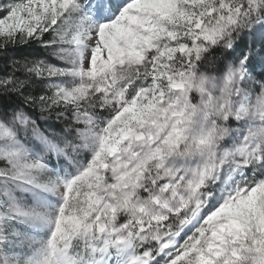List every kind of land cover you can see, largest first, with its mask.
Listing matches in <instances>:
<instances>
[{
  "label": "snow or ice",
  "instance_id": "snow-or-ice-1",
  "mask_svg": "<svg viewBox=\"0 0 264 264\" xmlns=\"http://www.w3.org/2000/svg\"><path fill=\"white\" fill-rule=\"evenodd\" d=\"M0 52V264H264V0H0Z\"/></svg>",
  "mask_w": 264,
  "mask_h": 264
},
{
  "label": "trees",
  "instance_id": "trees-1",
  "mask_svg": "<svg viewBox=\"0 0 264 264\" xmlns=\"http://www.w3.org/2000/svg\"><path fill=\"white\" fill-rule=\"evenodd\" d=\"M24 53L23 52H20L18 51L16 53V55L19 57V56H22ZM7 62V58L5 57L4 53L0 52V68L3 67V65Z\"/></svg>",
  "mask_w": 264,
  "mask_h": 264
}]
</instances>
